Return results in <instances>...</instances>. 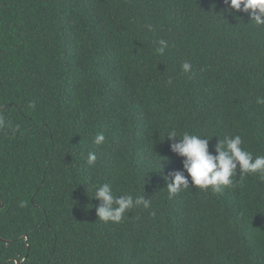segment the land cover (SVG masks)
Segmentation results:
<instances>
[{"label": "trees", "instance_id": "trees-1", "mask_svg": "<svg viewBox=\"0 0 264 264\" xmlns=\"http://www.w3.org/2000/svg\"><path fill=\"white\" fill-rule=\"evenodd\" d=\"M226 8L0 0V114L19 125L0 130V264H264L257 175L171 199L165 188L183 168L170 130L208 136L214 154L219 137L240 134L264 155V29ZM105 182L151 198V208L100 221L91 195Z\"/></svg>", "mask_w": 264, "mask_h": 264}, {"label": "clouds", "instance_id": "clouds-1", "mask_svg": "<svg viewBox=\"0 0 264 264\" xmlns=\"http://www.w3.org/2000/svg\"><path fill=\"white\" fill-rule=\"evenodd\" d=\"M227 6L226 11L235 14L247 13L251 24L258 30L264 29V0H223ZM152 30V26H148ZM155 52L163 56L168 48V41L159 39L156 41ZM180 70L188 74L192 65L188 61L182 62ZM172 84L171 78L167 81ZM256 103L264 105V96H257ZM34 104V102H33ZM12 129L13 133L19 130V125L13 127L11 120L0 114V130ZM166 137L173 142L171 151L182 159L183 168L173 170L165 176L166 190L171 199L183 189L191 185L193 188L213 192H219L222 188L232 187L236 183V176L242 180L249 174L257 175L264 182V155H254L244 146V140L240 134H226L215 145V154L209 150V138L206 135L183 131L178 134L175 130L166 133ZM176 138H179L178 140ZM106 140L105 135L99 132L93 138L94 145H102ZM97 160L94 151L87 154V164L93 165ZM187 173V175L185 174ZM191 180V183L189 182ZM92 198L99 201L96 214L100 221L120 223L126 213L132 209L143 207L150 209L151 198L143 194L133 196L129 193L116 194L111 183H98L93 185ZM23 206V204L21 205ZM155 216V211H151Z\"/></svg>", "mask_w": 264, "mask_h": 264}]
</instances>
